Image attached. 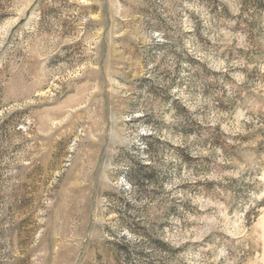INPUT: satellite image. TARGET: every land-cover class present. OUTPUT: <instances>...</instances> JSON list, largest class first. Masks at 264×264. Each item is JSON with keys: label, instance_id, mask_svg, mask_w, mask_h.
Masks as SVG:
<instances>
[{"label": "rangeland", "instance_id": "1", "mask_svg": "<svg viewBox=\"0 0 264 264\" xmlns=\"http://www.w3.org/2000/svg\"><path fill=\"white\" fill-rule=\"evenodd\" d=\"M0 264H264V0H0Z\"/></svg>", "mask_w": 264, "mask_h": 264}]
</instances>
